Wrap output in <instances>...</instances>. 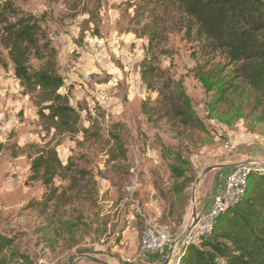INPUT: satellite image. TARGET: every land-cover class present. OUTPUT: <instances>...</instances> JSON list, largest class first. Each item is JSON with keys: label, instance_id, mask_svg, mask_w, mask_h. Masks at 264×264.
I'll return each instance as SVG.
<instances>
[{"label": "rangeland", "instance_id": "obj_1", "mask_svg": "<svg viewBox=\"0 0 264 264\" xmlns=\"http://www.w3.org/2000/svg\"><path fill=\"white\" fill-rule=\"evenodd\" d=\"M153 1L0 0V7L10 4L14 12H4V24L28 16L37 20L39 37L56 50L64 80L68 68L79 64L92 79L88 85L76 80L65 86L82 126L93 127L91 134L98 137L83 142L78 134L54 141L61 163L66 165L70 158L76 170L87 175L77 176L73 189L69 180L56 178L53 188L56 196L64 195L62 202L43 210L37 204L47 191L40 182L28 181L27 146L43 145L53 132L42 130L37 109L22 93L0 45V234L13 237L12 251L28 255L33 264H68L80 255L107 264H161L170 250L142 253L144 228L169 225L174 237L192 213V191L204 169L231 165L245 154L264 161V154H258L264 153L260 93L235 76V66L222 53L208 54L202 40H192L181 30L167 34L165 42L153 43L163 52L154 62L159 72L156 88L165 91L172 82L197 125L169 121L157 89L145 88L140 69L149 40L141 28L161 14ZM162 21L156 22L159 30L167 25V17ZM94 42L103 43L102 62L91 51ZM29 66L35 71L39 63L31 58ZM98 91L108 98L100 105ZM115 136L127 152L124 161H111ZM173 166L184 171L182 178L171 175ZM214 173L198 183L194 206L209 194Z\"/></svg>", "mask_w": 264, "mask_h": 264}, {"label": "trees", "instance_id": "obj_2", "mask_svg": "<svg viewBox=\"0 0 264 264\" xmlns=\"http://www.w3.org/2000/svg\"><path fill=\"white\" fill-rule=\"evenodd\" d=\"M153 4L159 6L161 14L156 15L155 22L141 28L142 35L149 40L147 57L140 69V79L147 90L157 89L155 82L159 72L154 62L163 53L158 45H153L154 41L165 42L167 34L182 30L192 40H202L208 54L222 53L228 64L235 66V76L258 91L261 103L264 102L263 0H154ZM6 11L14 13L12 5L0 7V23H5ZM165 17L167 25L157 29L161 26L156 22H165ZM39 35L37 20L31 16L0 28V45L7 51L22 93L29 96L37 109L42 130L47 135L53 132L51 139L43 145L27 146L28 181L40 182L47 191L43 201L37 204L45 210L50 204L53 205L51 208L57 206L64 197L56 196L57 191L53 188L56 178L69 180V189H73L77 187L76 177L87 175L85 171L76 170L70 158L66 165L61 163L57 153L59 144H54L55 139L81 134L84 142L98 134L92 136L94 128L82 126L80 111L71 106L67 92L61 93L66 86L57 68V52ZM31 58L39 63L35 71L29 66ZM171 83L165 85V91L164 88L157 89L169 121L184 126L197 125L188 102L181 99L182 93V97L176 95ZM224 89L225 86L219 92L221 97ZM126 153L120 137H113L111 161L118 158L124 161ZM258 154L264 153L259 151ZM171 173L176 179L184 175V171L176 166L171 168ZM182 215L177 216V224ZM167 216H171L170 211ZM14 242L13 237L0 234V264H33L28 255L12 251ZM177 264H264V172L249 174L239 203L221 214L215 220L211 234L189 246L179 256Z\"/></svg>", "mask_w": 264, "mask_h": 264}, {"label": "built area", "instance_id": "obj_3", "mask_svg": "<svg viewBox=\"0 0 264 264\" xmlns=\"http://www.w3.org/2000/svg\"><path fill=\"white\" fill-rule=\"evenodd\" d=\"M115 46V44H112L111 48L114 49ZM90 47L95 59L102 62L104 59L102 56L103 43L94 42ZM120 58L123 59L124 57L120 56ZM65 61L68 62V58ZM76 66L74 65L71 69L72 72H75ZM78 78L83 85H88L92 81L91 76L82 71L78 73ZM140 85L138 78L134 81V86L138 88ZM62 92L66 93V88ZM107 99L104 91L96 92V101L99 105L106 102ZM89 111L93 113L94 107L91 106ZM252 171L264 172V161L247 159L235 164L226 176L222 191L213 197L209 212L191 218L185 228L174 237L171 235L169 225L147 226L144 228L139 243L141 252H158L167 248L170 250V260L174 259L172 262L177 264L179 256L189 246L198 244L200 240L211 234L213 224L221 214L239 203L244 195L248 176Z\"/></svg>", "mask_w": 264, "mask_h": 264}, {"label": "crops", "instance_id": "obj_4", "mask_svg": "<svg viewBox=\"0 0 264 264\" xmlns=\"http://www.w3.org/2000/svg\"><path fill=\"white\" fill-rule=\"evenodd\" d=\"M58 60V57H57ZM73 68V67H72ZM72 68H68L66 77L67 79H65V85H69L74 83L76 80L79 81L78 78V73L79 72H84V68L85 66L83 65H78L76 66V70L75 72H72L71 69ZM250 151V150H249ZM240 157H242L240 160H237L236 162L232 163L231 165H226L223 168H220L218 170H215L212 182H211V188H210V192L209 194H207L206 198L202 201H200L199 203H196L195 205V214L194 217L199 215V214H206L209 212L210 208H211V203L213 200V197L217 194H219L224 185H225V179L226 176L228 175V173L230 172V170L232 169V167L237 164L238 162H241L243 160H246L247 158H251V155L245 154V155H241ZM192 214H190V216L188 217V219L186 221H183V228H185L186 224L189 222V220L191 219ZM192 217V218H194ZM165 250V249H164ZM161 250V251H164ZM170 256V253L168 252L164 258H162V263L164 264L166 259ZM162 257V253L158 254L155 258H161ZM173 264L174 262H172L171 260H169L168 264ZM74 264H86L85 262H75ZM145 264V263H143Z\"/></svg>", "mask_w": 264, "mask_h": 264}, {"label": "water", "instance_id": "obj_5", "mask_svg": "<svg viewBox=\"0 0 264 264\" xmlns=\"http://www.w3.org/2000/svg\"><path fill=\"white\" fill-rule=\"evenodd\" d=\"M225 166H214V167H208L206 169H204L201 174L199 175L198 179L196 180L195 182V186L198 185V183L200 182V180L206 176L208 173L214 171V170H218L220 168H223ZM195 187L193 188V191H192V198H191V210H192V217H194V214H195ZM183 224V223H182ZM183 229V225L182 227L180 228V232L182 231ZM179 232V233H180ZM178 233V234H179ZM170 257H171V254L170 256L166 259L165 263L164 264H168L169 263V260H170ZM79 259H86V260H89L91 262H94V263H97V264H107L106 262H103V261H100V260H97L96 258L92 257V256H89V255H80V256H77L75 259L71 260L68 264H74L75 262H77Z\"/></svg>", "mask_w": 264, "mask_h": 264}, {"label": "bare ground", "instance_id": "obj_6", "mask_svg": "<svg viewBox=\"0 0 264 264\" xmlns=\"http://www.w3.org/2000/svg\"><path fill=\"white\" fill-rule=\"evenodd\" d=\"M196 187H197V186H195V191H196ZM191 218H192V216H191Z\"/></svg>", "mask_w": 264, "mask_h": 264}]
</instances>
